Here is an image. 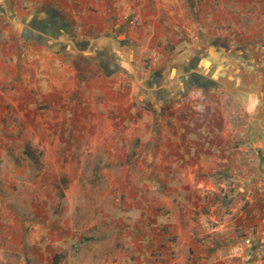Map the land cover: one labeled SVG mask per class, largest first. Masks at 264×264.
Listing matches in <instances>:
<instances>
[{"label": "rangeland", "instance_id": "rangeland-1", "mask_svg": "<svg viewBox=\"0 0 264 264\" xmlns=\"http://www.w3.org/2000/svg\"><path fill=\"white\" fill-rule=\"evenodd\" d=\"M229 2L134 0L116 24L107 21L102 33L94 28L88 34L77 30L67 51L52 54L50 76L63 83V93L51 95L50 103L39 100V114L16 115L2 93L14 90L17 77L14 72L7 80L8 73L0 77V101L5 100V111L0 110V264L165 262L161 248H151L148 254L141 243L147 225L136 220L141 217L127 206L125 174L129 168L140 172L136 162L142 150L152 152V147L145 148L163 139L160 110L168 106L156 102L147 110L143 87H156L163 79L167 85L177 83L178 64H189L209 44L226 43L231 54L238 45L243 50L245 64L233 65L230 84L218 92L224 94V105L230 110L229 150L240 149L242 155H235L242 162L236 175L264 173V132L259 133L264 126V0H237L233 9ZM3 21L14 23L10 16ZM112 26L114 30L108 32ZM121 31L132 41L129 49L110 39V34ZM1 32L0 28V37ZM27 49L33 58L25 56ZM19 53L27 64L38 58L35 46L28 42L21 44ZM105 54L114 67L106 72L113 77L110 80L97 79L88 68L96 56ZM252 96L256 107L250 112L247 104ZM28 143L36 151V162L23 152ZM234 169L230 166L215 175L229 191L239 194ZM162 184L167 188L166 182ZM149 207L150 212L165 210L156 204ZM208 214L206 209L192 216L203 227L197 233H202ZM199 241L208 246L209 234L199 236ZM196 249L190 246L184 255L173 251V258L181 259L176 264H190ZM201 250L204 254L196 264L207 257L209 248ZM56 254L61 256L55 258Z\"/></svg>", "mask_w": 264, "mask_h": 264}, {"label": "crops", "instance_id": "crops-1", "mask_svg": "<svg viewBox=\"0 0 264 264\" xmlns=\"http://www.w3.org/2000/svg\"><path fill=\"white\" fill-rule=\"evenodd\" d=\"M236 1L231 0L229 8H237ZM134 4V0H0L3 32L0 61L4 65L0 67V77L8 73L7 80L9 72H14L17 77L14 90L5 89L2 95H6L7 103L13 105V112L20 118H25L29 111L39 114V100L50 103L51 95H62L65 86L50 76L54 69L52 54L60 56L61 45L67 51L69 39L77 34V30L88 34L94 28L102 33L107 29L108 20L116 24L125 13L124 7L130 8ZM14 15L18 19H14ZM4 16L12 17L14 23L4 22ZM114 26L107 31L112 32ZM112 35L110 39L118 44V35ZM121 36L125 38L126 32ZM24 42L31 43L37 50L38 58L34 63L27 64L20 58L19 50ZM211 45L213 51L209 50ZM203 50L195 55V65L211 77L214 72L225 80L234 64H245V58L234 52L231 54L230 49L209 44ZM215 59L218 61L214 62ZM85 65L83 62L84 72ZM108 66L112 68L111 60L105 54L96 56L88 68L93 69L97 79L110 80L113 77L106 74ZM228 81H224L227 86ZM159 86L166 90L165 96L155 99L166 101L168 106L160 110L159 133L163 139L145 148L152 147V152L142 150L136 162L141 171L133 172L129 168L124 183L127 206L131 213L141 217L136 220L147 225L146 235L141 237L145 250L149 254L151 248H161L160 256L165 258L161 264H176L181 259L173 258L176 253L172 252L181 251L184 255L190 246L197 248L190 264H196L198 256L204 254L201 249L207 247V257L202 258L201 264H264V173L247 171L243 177L241 171L242 176L236 175L242 162L235 155H242L240 149L237 152L229 150L233 141L230 110L224 105V94L218 92L225 89L208 86L184 87L183 90L179 81L171 86L164 79ZM84 93L85 90L80 94ZM254 100L255 96H252L247 104L250 112L256 107ZM4 102L0 101L2 112L5 111ZM261 127L259 133L264 132V126ZM230 166L235 167V186L241 185L239 194L229 191L224 180L215 175ZM162 182H166L167 188ZM151 204L152 208L156 204L165 210L150 212ZM169 209H172L171 213ZM206 209H209L208 222L202 233H197V229L203 227L192 216L196 211ZM200 217L206 221L205 215ZM204 234H209L208 246L199 241V236Z\"/></svg>", "mask_w": 264, "mask_h": 264}, {"label": "flooded vegetation", "instance_id": "flooded-vegetation-1", "mask_svg": "<svg viewBox=\"0 0 264 264\" xmlns=\"http://www.w3.org/2000/svg\"><path fill=\"white\" fill-rule=\"evenodd\" d=\"M123 32L124 31L116 33V35H118L117 38L119 40V41L117 40V42H118V44H120V46L122 45V47H127L129 49L131 47V45H128L127 41L130 39L127 38V36H126V38L122 37L121 33H123ZM70 41H71V39H69L68 43H70ZM82 44H86V43L83 42ZM212 44L217 45V42L212 43ZM225 45H226V43L222 44L223 48H226ZM60 48H61V51H64L62 45L60 46ZM64 48H65V46H64ZM84 48H86V47H84ZM232 49H233L232 51L234 53H237L239 55L243 54V50H242L240 45H238L237 48H232ZM195 61H196V59H193L189 64L182 62V63H179L177 66L178 67L177 70H179V72H180V75L177 78V82L179 81V84H181V83L183 84V90H184V87H188V88L194 87L195 88V87H208V86H213V87H215V86L220 87L221 86L222 88L226 89L223 78H219V76L216 75L214 72L212 73V75H213L212 77L210 75L206 74L205 72L202 71V69L197 68V66L195 65ZM111 64H112V62H111ZM105 69L108 72L110 71V73H111V71H112V69H114V67L112 66V68H109V66H108V68L106 67ZM158 77H162L161 73L158 74ZM224 79L230 80V76L229 75L225 76ZM159 88H162V86H159V84L156 87L152 86V84L148 85L145 88L143 87L142 92L146 96V100L144 101V104L148 109L149 108L152 109L151 105L155 104L156 102H162L163 104L166 105V103H167L166 101H163L160 98L155 99L157 96H160V97L165 96V95H163L165 89H159ZM258 109L261 110L260 108H258ZM257 119H258V121L262 120V118H257ZM258 157L261 160L259 154H258ZM261 169H263V172H264V168H261Z\"/></svg>", "mask_w": 264, "mask_h": 264}, {"label": "trees", "instance_id": "trees-1", "mask_svg": "<svg viewBox=\"0 0 264 264\" xmlns=\"http://www.w3.org/2000/svg\"><path fill=\"white\" fill-rule=\"evenodd\" d=\"M24 154L27 156V157H29L31 160H33V161H35L36 162V160L38 159V156L36 155V151H35V149L28 143V144H26L25 145V148H24ZM62 180H66V177H63V179ZM61 255H59V254H56L55 255V258H58V257H60Z\"/></svg>", "mask_w": 264, "mask_h": 264}, {"label": "built area", "instance_id": "built-area-1", "mask_svg": "<svg viewBox=\"0 0 264 264\" xmlns=\"http://www.w3.org/2000/svg\"><path fill=\"white\" fill-rule=\"evenodd\" d=\"M24 54H25V56L27 57V58H33L34 56L32 55V53H30V50L29 49H27L25 52H24Z\"/></svg>", "mask_w": 264, "mask_h": 264}, {"label": "water", "instance_id": "water-1", "mask_svg": "<svg viewBox=\"0 0 264 264\" xmlns=\"http://www.w3.org/2000/svg\"><path fill=\"white\" fill-rule=\"evenodd\" d=\"M125 38H126V37H125ZM129 39H130V38H129ZM127 42H128V43H127L128 45H131V44H132V41H131V39H130V40H128ZM211 47H214V46H213V45H211V46L209 47V50L211 49ZM223 49H226V48H223ZM211 61H212V60H211ZM217 61H218L217 59H215V60H214V62H217ZM212 62H213V61H212Z\"/></svg>", "mask_w": 264, "mask_h": 264}, {"label": "bare ground", "instance_id": "bare-ground-1", "mask_svg": "<svg viewBox=\"0 0 264 264\" xmlns=\"http://www.w3.org/2000/svg\"><path fill=\"white\" fill-rule=\"evenodd\" d=\"M213 49H214V47H211V49H210V50H211V51H213Z\"/></svg>", "mask_w": 264, "mask_h": 264}]
</instances>
